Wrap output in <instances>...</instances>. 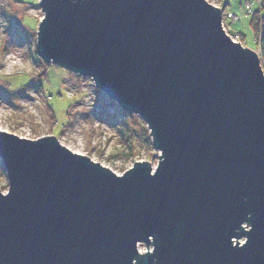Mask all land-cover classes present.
<instances>
[{"label": "water", "instance_id": "95a60500", "mask_svg": "<svg viewBox=\"0 0 264 264\" xmlns=\"http://www.w3.org/2000/svg\"><path fill=\"white\" fill-rule=\"evenodd\" d=\"M39 4L41 59L140 116L159 162L117 175L55 136L0 129V264H264V70L222 9Z\"/></svg>", "mask_w": 264, "mask_h": 264}, {"label": "rangeland", "instance_id": "374dc122", "mask_svg": "<svg viewBox=\"0 0 264 264\" xmlns=\"http://www.w3.org/2000/svg\"><path fill=\"white\" fill-rule=\"evenodd\" d=\"M207 1L222 9L226 34L232 40L238 36L235 41L261 61L252 27L260 22V14L253 21L252 17L261 0ZM227 13L237 15L238 21L232 22ZM43 16L39 0H0V129L29 139L55 136L63 146L117 175L137 161H148L155 168L160 151L140 116L122 110L91 78L48 65L38 55L37 31ZM9 54H16L21 64L5 74ZM7 189L0 160V191ZM139 248L147 250L143 244Z\"/></svg>", "mask_w": 264, "mask_h": 264}, {"label": "trees", "instance_id": "16d2710c", "mask_svg": "<svg viewBox=\"0 0 264 264\" xmlns=\"http://www.w3.org/2000/svg\"><path fill=\"white\" fill-rule=\"evenodd\" d=\"M247 1L250 0H246ZM260 14V22L259 24L257 23L256 25L252 24V27L254 29V34H255V38H258V42H256V48L259 49V51L261 52V63H262V67L264 70V0L260 1V6L258 7L257 10L254 11V16L252 17V21L255 19V17ZM225 16V14H224ZM253 23V22H252ZM44 77H46V71H44ZM50 111L52 113L53 119L55 118L52 108L49 106Z\"/></svg>", "mask_w": 264, "mask_h": 264}, {"label": "clouds", "instance_id": "9594fccd", "mask_svg": "<svg viewBox=\"0 0 264 264\" xmlns=\"http://www.w3.org/2000/svg\"><path fill=\"white\" fill-rule=\"evenodd\" d=\"M7 67L4 70L5 74L10 73L16 66L21 64V61L17 58L16 54H9L6 59Z\"/></svg>", "mask_w": 264, "mask_h": 264}, {"label": "built area", "instance_id": "2783aa9c", "mask_svg": "<svg viewBox=\"0 0 264 264\" xmlns=\"http://www.w3.org/2000/svg\"><path fill=\"white\" fill-rule=\"evenodd\" d=\"M251 11V10H250ZM227 18L229 19L230 18V20L232 21V22H234V23H236L237 21H238V17H237V15H233L232 13H227ZM237 39H239L238 38V36H234V38H233V40L235 41V40H237ZM139 247H140V245H139ZM139 251H140V253H146L147 252V250L145 251V252H142L141 250H140V248H139Z\"/></svg>", "mask_w": 264, "mask_h": 264}]
</instances>
